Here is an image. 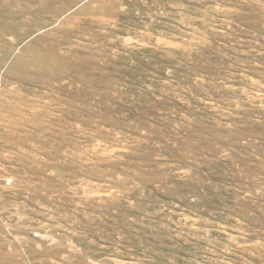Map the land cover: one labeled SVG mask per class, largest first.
Listing matches in <instances>:
<instances>
[{
  "label": "rangeland",
  "instance_id": "374dc122",
  "mask_svg": "<svg viewBox=\"0 0 264 264\" xmlns=\"http://www.w3.org/2000/svg\"><path fill=\"white\" fill-rule=\"evenodd\" d=\"M0 264H264V0H0Z\"/></svg>",
  "mask_w": 264,
  "mask_h": 264
}]
</instances>
